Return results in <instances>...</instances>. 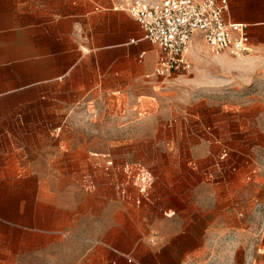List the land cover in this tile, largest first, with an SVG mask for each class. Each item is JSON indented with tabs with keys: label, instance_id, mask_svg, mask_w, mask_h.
I'll return each mask as SVG.
<instances>
[{
	"label": "crops",
	"instance_id": "crops-1",
	"mask_svg": "<svg viewBox=\"0 0 264 264\" xmlns=\"http://www.w3.org/2000/svg\"><path fill=\"white\" fill-rule=\"evenodd\" d=\"M117 1L0 0V244L3 228L15 232L10 264L21 255L24 264H189L208 254L226 216L240 210L253 166L222 161L219 133L206 142L222 162L208 164L201 180L177 177L185 182L154 186L143 198L130 191L138 163L118 164L115 175L111 160L105 173L95 159H88V173L80 162L67 168L62 161L61 152L75 145L65 128L50 126L55 112L38 104L55 100V92L80 96L97 80L113 92L138 89L159 57L129 14L111 10ZM227 1L226 21L247 26V51L212 58L231 65L218 75L249 81L253 56L264 60V0ZM197 43L205 46L194 38L190 62ZM235 61L246 64L237 68ZM254 110L252 104L246 116Z\"/></svg>",
	"mask_w": 264,
	"mask_h": 264
},
{
	"label": "rangeland",
	"instance_id": "rangeland-1",
	"mask_svg": "<svg viewBox=\"0 0 264 264\" xmlns=\"http://www.w3.org/2000/svg\"><path fill=\"white\" fill-rule=\"evenodd\" d=\"M192 47V70L187 75L144 77L139 90L120 92L111 91L107 81L97 80L80 96L55 92V100L41 102L36 109L55 112L50 126L65 128L66 141L75 145L61 152L67 168L80 162L83 173H88V159H95L104 162L99 170L105 173L111 160L113 173L119 175L118 164L138 163L152 176L149 191L185 182L177 177L201 180L202 170L215 162L252 165L244 175L250 179L243 183L240 210L226 216V228L215 235L208 254L189 264H264V60L253 56L250 63L257 69L249 81L232 80L224 73L218 75L219 69L231 65L215 61L202 43ZM155 57L150 53L147 62ZM235 62L237 68L246 64ZM252 104L255 110L247 117L245 110ZM214 132L222 139L217 147L226 149L222 161L214 148L208 151L206 138ZM188 161L195 163V170L188 167ZM136 190L130 183V191ZM1 234L0 264H10L15 232L3 228ZM20 257L19 264H24L25 257Z\"/></svg>",
	"mask_w": 264,
	"mask_h": 264
},
{
	"label": "built area",
	"instance_id": "built-area-1",
	"mask_svg": "<svg viewBox=\"0 0 264 264\" xmlns=\"http://www.w3.org/2000/svg\"><path fill=\"white\" fill-rule=\"evenodd\" d=\"M111 10L129 14L144 39L158 49L153 72L145 78L189 74L192 64L188 52L196 36L212 56L228 53L239 57L247 51V26L226 21L227 0H118ZM134 167V185L140 197H147L151 178L141 166Z\"/></svg>",
	"mask_w": 264,
	"mask_h": 264
}]
</instances>
